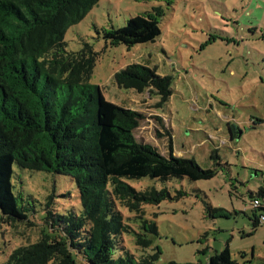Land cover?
I'll list each match as a JSON object with an SVG mask.
<instances>
[{"label": "rangeland", "instance_id": "374dc122", "mask_svg": "<svg viewBox=\"0 0 264 264\" xmlns=\"http://www.w3.org/2000/svg\"><path fill=\"white\" fill-rule=\"evenodd\" d=\"M137 15L159 22L155 42L127 46L104 39L105 29ZM65 41L68 51L89 43L98 53L90 81L107 100L143 115L135 130L140 142L167 157L173 153L218 169L209 180L130 179L135 191L155 187L168 194L159 204L142 202L138 211L120 195L117 207L132 231L121 244L135 257L158 253L153 264H209L226 247L239 263H264V222L244 234L253 228L251 193L264 186V124L254 125L264 119V0H99L68 28ZM135 62L173 77L168 102L160 106L159 96L116 84L115 73ZM215 150L218 160L211 158ZM252 169L260 171L257 176ZM15 170L14 190L31 213L26 220L0 221V263L14 248L39 239L49 206L62 213L81 209L70 177ZM152 223L156 235L149 231ZM142 231L152 235L149 248L136 244L135 233Z\"/></svg>", "mask_w": 264, "mask_h": 264}, {"label": "trees", "instance_id": "16d2710c", "mask_svg": "<svg viewBox=\"0 0 264 264\" xmlns=\"http://www.w3.org/2000/svg\"><path fill=\"white\" fill-rule=\"evenodd\" d=\"M98 1L0 0V221L26 220L31 213L14 190L15 166L70 177L81 201L79 212H56L49 206L39 239L14 248L0 264H153L158 253L135 257L121 244L122 236L132 231L117 200L122 195L126 206L138 211L142 202L159 204L168 192L155 187L135 191L129 180L167 184L184 178L209 180L218 173L216 166L203 168L195 159L173 153L167 157L140 142L135 130L143 115L107 100L90 81L98 53L89 43L79 51L67 50L68 28ZM160 34L158 21L137 15L124 26L105 29L103 37L135 46L155 42ZM114 79L121 88L159 96L160 106L173 95V77L143 62L120 69ZM263 124L262 118L254 121ZM231 132L233 139L234 128ZM211 158L219 159L217 150ZM252 170L256 176L260 172ZM251 197L255 216L245 235L264 222L258 212L264 211V186ZM150 228L158 233L154 223ZM135 234L136 244L152 245L151 234ZM209 264L247 263L233 259L226 247Z\"/></svg>", "mask_w": 264, "mask_h": 264}]
</instances>
